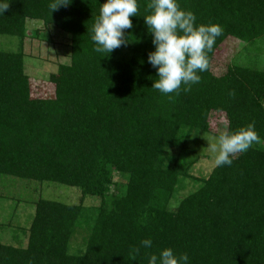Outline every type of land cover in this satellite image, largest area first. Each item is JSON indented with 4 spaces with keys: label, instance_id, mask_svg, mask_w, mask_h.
Instances as JSON below:
<instances>
[{
    "label": "trees",
    "instance_id": "16d2710c",
    "mask_svg": "<svg viewBox=\"0 0 264 264\" xmlns=\"http://www.w3.org/2000/svg\"><path fill=\"white\" fill-rule=\"evenodd\" d=\"M7 2L0 35L23 43L27 22L40 21L70 37L71 60L50 76L54 98H35L23 48L0 51V177L78 188L81 200L38 199L29 229L16 227L27 244L0 239V264H148L164 248L186 253L189 264H264V69L218 58L229 38L264 41V0H178L198 25L223 33L200 82L167 95L152 88L158 77L147 61L155 50L143 19L151 0H138L126 45L110 54L91 39L106 0H71L54 11L53 0ZM218 115L224 131L254 123L261 140L173 207L193 179L190 144L213 133ZM87 197L100 204L85 206ZM149 238L152 247H140Z\"/></svg>",
    "mask_w": 264,
    "mask_h": 264
},
{
    "label": "clouds",
    "instance_id": "9594fccd",
    "mask_svg": "<svg viewBox=\"0 0 264 264\" xmlns=\"http://www.w3.org/2000/svg\"><path fill=\"white\" fill-rule=\"evenodd\" d=\"M9 4L7 0H0V15L8 10ZM70 4L71 0H53L50 8L54 11ZM148 8L151 13L143 16V19L155 50L148 54L147 61L158 77L153 81L152 88L167 95L178 92L182 84H198L200 73L209 67L208 54L213 51L223 28L218 24L198 25L195 14L183 10L178 0H151ZM137 13L138 0H106L101 4L92 29L94 50L110 54L126 45L125 30L133 28L131 17H138ZM260 140L254 123L236 132H222L217 144L211 146L216 153L215 165L231 166L234 154L247 152L253 143ZM140 247L151 248L152 240H142ZM140 247L131 250L134 256L139 254ZM148 264H189V256L186 253L177 254L172 248H164L158 255L151 254Z\"/></svg>",
    "mask_w": 264,
    "mask_h": 264
},
{
    "label": "rangeland",
    "instance_id": "374dc122",
    "mask_svg": "<svg viewBox=\"0 0 264 264\" xmlns=\"http://www.w3.org/2000/svg\"><path fill=\"white\" fill-rule=\"evenodd\" d=\"M70 37L54 28L45 26L40 21L27 22V37L22 43L12 36L0 35V51L19 52L22 48L25 54L26 73L31 78L32 94L35 98H54L55 86L50 76L58 71L61 64H69L71 60ZM225 45V46H224ZM262 49V50H261ZM221 62L246 66H257L264 69V41L256 46H248L233 38L227 39L218 53ZM225 117L218 115L212 124V134L201 135L191 142L193 158L197 162L191 170L193 179L186 181V188L176 195L173 207L189 193L198 188L197 180L207 179L215 165V155L211 146L217 144L215 133L225 129ZM195 179V180H194ZM125 179L115 176V181L123 184ZM115 188H111V193ZM0 224L7 227L0 233L4 243L12 245L27 244V234L16 230V227L28 230L35 215V202L38 199L60 201L66 204H79L81 192L78 188L67 187L56 183H40L13 177H0ZM100 204V198L87 197L84 205L95 207ZM10 225V226H8ZM16 234V235H15ZM19 236V241L15 237ZM81 243L77 236L73 246Z\"/></svg>",
    "mask_w": 264,
    "mask_h": 264
}]
</instances>
